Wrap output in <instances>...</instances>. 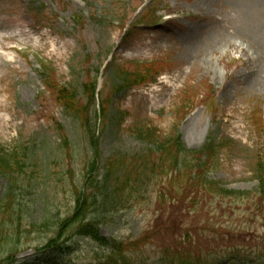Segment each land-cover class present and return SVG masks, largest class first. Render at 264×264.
Instances as JSON below:
<instances>
[{
  "label": "rangeland",
  "instance_id": "rangeland-1",
  "mask_svg": "<svg viewBox=\"0 0 264 264\" xmlns=\"http://www.w3.org/2000/svg\"><path fill=\"white\" fill-rule=\"evenodd\" d=\"M127 1L131 10L139 3L151 2L150 8L158 9L160 15L174 14L178 21L140 28L142 31L124 41L115 7ZM44 17H52V23L45 25ZM162 57L167 58L169 70L156 84L99 105L101 97L110 99L112 68ZM36 59L52 64L57 82L79 93L78 108L87 112L89 127L62 112L48 96L46 102L37 101L42 87ZM106 61L109 64L104 66ZM262 77L264 0H0V147L7 151L26 149L25 172L32 176L29 184L21 172L14 179L0 178V219L21 221L20 233L11 242L4 236L6 228L0 229V264L32 257L30 262L19 264H40L46 259L35 256L34 247L43 244L50 233L44 229L28 231L29 224L41 219L44 188L60 193L59 213L66 212L72 201V184L85 183L94 152L99 175L104 173L108 158L130 162L148 152L145 144L132 137L130 128L147 123L168 135L185 87L189 95L201 99L212 93L210 103L215 110L211 113L207 107L195 105L179 125L186 160L196 159L192 163L203 177L200 182L221 183L248 195L229 199L196 188L192 194L202 191L196 207L184 204L189 197L183 196L170 204V188L177 187L181 180L172 176L161 181L159 174L123 208L116 204L98 210V230L94 233L114 246H134L137 250L130 255L146 264H157V253H166L164 249L176 246L175 241L189 231L219 259L225 260L226 249L232 244L245 246L254 253L245 249L244 255L257 257L264 251L260 243L264 239V196L256 192L252 160L260 155L264 161V132L258 137L249 118L257 112L264 121V87L248 81L258 79L260 84ZM92 79H98V102L93 105L79 91L81 84ZM108 106L109 115L105 112L103 116L101 109ZM117 112L124 118L113 116ZM98 127V139L95 136L92 147L91 129ZM211 133L218 140H231V149H225L213 162L204 157L199 160L196 153ZM8 182L12 184V201H2ZM129 191L124 188V193ZM158 191L163 199L156 200L154 193ZM5 202H10L8 208ZM18 209L22 214L17 212L16 217ZM18 240L23 249L6 261L10 257L7 251ZM93 241L80 239L70 258H89L91 250L103 255L105 250Z\"/></svg>",
  "mask_w": 264,
  "mask_h": 264
},
{
  "label": "trees",
  "instance_id": "trees-1",
  "mask_svg": "<svg viewBox=\"0 0 264 264\" xmlns=\"http://www.w3.org/2000/svg\"><path fill=\"white\" fill-rule=\"evenodd\" d=\"M148 72L149 74H147ZM153 77L154 74L152 70L137 69L134 64L126 65V67L117 66L112 68L109 78L111 84L109 88L110 99H102L101 97L99 105L101 106L104 103L111 102L112 98L119 95V93L144 82L145 79L146 81H150ZM44 84L46 86V83ZM97 84L98 79H92L89 83L81 84L79 89V91L82 90L81 94L84 93L87 101L89 100L92 105L95 101L98 102ZM55 93L61 111L79 118L84 126L89 127L90 121L88 117L85 116L87 112L85 110L80 112L78 108L79 93L66 86L56 90ZM186 102L182 103L176 110V120L168 135L162 134L156 127L147 123L143 125L135 124L134 127L130 128L132 137L136 141L146 145V150L148 152H145V154L139 155L130 162H125V159L120 157L108 158L104 162V173L99 175L96 174L97 155L94 152L95 157L90 164H88L86 170L85 183L83 184L82 182L78 186L72 184V201L66 212L62 214L59 213L60 205L57 201L60 193H50L47 188H44L43 192L46 193L41 197L44 201L41 219L28 225V231L44 229L47 233H50L43 244L34 247L35 256L42 255L46 258L41 259V262L39 261L40 264H43V261L48 262V264L78 263L80 260H74L70 257L76 251L75 248H78L80 239L93 241L94 238L95 241H93V244L98 245L100 247L99 249H104L105 251L103 255L100 256V251L91 250V256H86L89 257L86 258L89 261L91 259L89 264H129L127 263V251L135 249V247L114 246L112 243L109 244L110 241L105 237H98L94 233L98 230L96 212L107 207H115L116 204H120L122 206L121 208H123L129 198H138L137 192L144 191L143 186H145L146 182L151 181L152 183L159 174L161 175L159 177H162L161 181L162 179L168 181L172 176L174 179L177 178L181 180L177 187L172 186V188H170L169 194L171 197L168 198L170 204L176 202L178 198L183 196L189 197V200H185L184 204L188 203V205L197 206L198 195L202 191L192 194L195 192L196 188L226 198H245L248 195L246 194L248 192L227 189L223 187L221 183L218 184L205 179L200 182L203 177L197 171V166L192 163L196 159L191 161L186 160L187 152L184 149L178 132L179 119L183 118V116L179 114L185 110V105L183 104ZM84 108L85 107H83V109ZM109 108L110 106H108L107 110L105 108L101 109L103 116L105 112H108L107 115H109ZM113 116L119 117V120L124 118L120 112L114 113ZM119 126L120 125H117V127ZM97 134H99L97 128L91 129L90 141L92 142V147L94 146L96 138L98 139ZM220 144L221 143L218 144L213 137H209L201 150L196 153V156H198L199 160L201 157H204V160H206L214 155L215 149ZM23 150L7 151L0 147V178L14 179L16 175L21 172V175L26 177L28 184L32 182L30 173L25 172L28 159L25 158ZM255 159L252 168V176L257 183L256 192L264 194V161L257 156ZM33 160L34 159L31 158L30 163H32ZM206 171L207 168L204 169V173ZM158 180L159 179L156 180L157 183H161V181L158 182ZM8 184L9 188L3 194L1 198L2 201H12V184L10 182H8ZM126 187L130 189L128 193H124V188ZM135 187L136 189L134 191ZM87 189L89 193H87ZM38 192H40L39 188ZM124 194L126 195L124 196ZM154 194H157L156 200L163 199L164 197L161 191ZM5 203L8 204L6 206L8 208L10 202ZM93 210H95V212L91 217L90 215ZM17 212L22 214L18 209L16 214H14L16 217L18 215ZM54 216H56V218ZM8 220L9 222L7 221V223L4 218L0 219V229L6 228L5 230L7 231L4 236L11 242V240L16 239L17 234L20 233L21 221H19V219L12 220L10 217ZM175 244L176 246L173 248L164 249L166 253L162 252L161 256L166 264H206L205 260L207 258L206 256H202L205 253L203 245L191 240L189 234L177 240ZM110 246L111 248H109ZM137 248H139V246H137ZM22 249L23 243L18 240V243H16V245L13 244L7 251V255L10 253V257L8 255L6 261L13 259L12 256L15 255V252L21 251ZM49 256H51V259H48ZM32 258L20 261L12 260L7 264L28 263ZM4 262L5 261H3V263Z\"/></svg>",
  "mask_w": 264,
  "mask_h": 264
},
{
  "label": "bare ground",
  "instance_id": "bare-ground-1",
  "mask_svg": "<svg viewBox=\"0 0 264 264\" xmlns=\"http://www.w3.org/2000/svg\"><path fill=\"white\" fill-rule=\"evenodd\" d=\"M255 76H256V75H253L252 78L255 77ZM256 80H258V79H255V82H252V80H250V81H248V82L252 83L254 86H259V88L264 87V77H262V83H260V84H259V82L256 81Z\"/></svg>",
  "mask_w": 264,
  "mask_h": 264
}]
</instances>
